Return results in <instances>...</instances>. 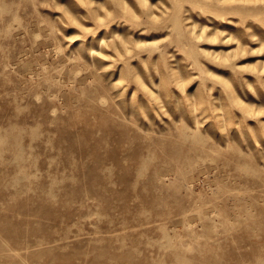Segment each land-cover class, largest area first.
Wrapping results in <instances>:
<instances>
[{
    "label": "rangeland",
    "instance_id": "rangeland-1",
    "mask_svg": "<svg viewBox=\"0 0 264 264\" xmlns=\"http://www.w3.org/2000/svg\"><path fill=\"white\" fill-rule=\"evenodd\" d=\"M0 264H264V0H0Z\"/></svg>",
    "mask_w": 264,
    "mask_h": 264
}]
</instances>
